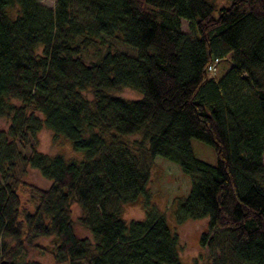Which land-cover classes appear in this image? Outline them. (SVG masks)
<instances>
[{"label": "trees", "instance_id": "trees-1", "mask_svg": "<svg viewBox=\"0 0 264 264\" xmlns=\"http://www.w3.org/2000/svg\"><path fill=\"white\" fill-rule=\"evenodd\" d=\"M227 1L0 0V264H42L26 253L43 236L54 264H184L147 196L145 218L123 217L156 156L191 178L177 222L223 230L212 264H264V0ZM43 127L83 158L38 151ZM192 138L216 163L194 155ZM29 166L52 184L33 186L37 206L22 214L17 173ZM73 203L92 238L76 234Z\"/></svg>", "mask_w": 264, "mask_h": 264}, {"label": "rangeland", "instance_id": "rangeland-1", "mask_svg": "<svg viewBox=\"0 0 264 264\" xmlns=\"http://www.w3.org/2000/svg\"><path fill=\"white\" fill-rule=\"evenodd\" d=\"M217 7L227 5V0H212ZM45 5L50 7L55 6L56 0H41ZM217 15V11L214 12ZM181 29L185 32H190L189 22L181 18ZM41 52V47L38 49ZM89 59V58H87ZM221 68L218 75L221 74ZM117 95H122L127 99H140L143 94L139 91L123 87L115 92ZM8 118L0 116V128L6 129L9 125ZM133 139H142V136L135 134L127 137V140L132 142ZM36 148L39 151L48 154H63L66 158H75L81 160L83 152L75 150L71 141L63 136L54 137V132L49 128L43 127L39 130L36 136ZM194 155L210 163H216L217 157L213 147L210 144H205L197 138L191 139ZM28 150H25L28 153ZM150 181L148 183V199L151 205H156L161 213L167 219L170 228L178 234L180 239L179 253L180 259L184 264H212L219 258L222 251L227 248L228 241L221 229L208 227L209 218L200 219L189 218L188 220L177 222L176 211L178 202L186 198L191 188V178L185 174L181 167L169 160L166 157L156 156L151 165ZM19 186L18 195L21 199V212H32L37 206L38 194L33 190V186L48 188L51 186L52 180L46 178L37 168L29 166L25 171H18ZM123 217L125 220L143 219L146 216L145 197L141 196L139 200L132 203H126L122 208ZM72 217L76 228V234L80 237L89 236L92 238V233L82 225L81 218H84V209L78 203H73L71 208ZM33 243L42 246L41 249L36 246H27L26 258L38 260L42 264H54L51 251L54 248V241L51 237H39L33 240Z\"/></svg>", "mask_w": 264, "mask_h": 264}, {"label": "bare ground", "instance_id": "bare-ground-1", "mask_svg": "<svg viewBox=\"0 0 264 264\" xmlns=\"http://www.w3.org/2000/svg\"><path fill=\"white\" fill-rule=\"evenodd\" d=\"M147 186H148V184H147ZM147 186H146V189H147L146 194L143 195V196H147L148 197V188H147Z\"/></svg>", "mask_w": 264, "mask_h": 264}, {"label": "built area", "instance_id": "built-area-1", "mask_svg": "<svg viewBox=\"0 0 264 264\" xmlns=\"http://www.w3.org/2000/svg\"><path fill=\"white\" fill-rule=\"evenodd\" d=\"M213 68H214V65H210V66H209V69H213Z\"/></svg>", "mask_w": 264, "mask_h": 264}]
</instances>
